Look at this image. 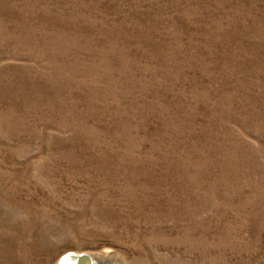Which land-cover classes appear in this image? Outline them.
<instances>
[{"label":"rangeland","instance_id":"374dc122","mask_svg":"<svg viewBox=\"0 0 264 264\" xmlns=\"http://www.w3.org/2000/svg\"><path fill=\"white\" fill-rule=\"evenodd\" d=\"M264 264V0H0V264Z\"/></svg>","mask_w":264,"mask_h":264},{"label":"water","instance_id":"95a60500","mask_svg":"<svg viewBox=\"0 0 264 264\" xmlns=\"http://www.w3.org/2000/svg\"><path fill=\"white\" fill-rule=\"evenodd\" d=\"M63 259L69 258V261H67L66 264H93L92 257L89 254L81 253H68L62 257ZM85 261V263H84Z\"/></svg>","mask_w":264,"mask_h":264},{"label":"bare ground","instance_id":"6f19581e","mask_svg":"<svg viewBox=\"0 0 264 264\" xmlns=\"http://www.w3.org/2000/svg\"><path fill=\"white\" fill-rule=\"evenodd\" d=\"M68 253H76V252H67V253L63 254L62 257H63L64 255L68 254ZM76 254H81V253H76ZM90 256H91V255H90ZM91 257H92V260H93V264H101V262H99L97 259L95 260V258H94L93 256H91ZM67 261H69V258H66V259L61 258L59 264H66ZM84 263H85V261H84ZM102 263H103V264H106V260L102 261ZM88 264H90V262H88Z\"/></svg>","mask_w":264,"mask_h":264}]
</instances>
